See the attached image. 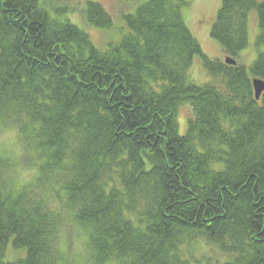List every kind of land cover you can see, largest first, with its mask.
Returning a JSON list of instances; mask_svg holds the SVG:
<instances>
[{"label": "trees", "instance_id": "16d2710c", "mask_svg": "<svg viewBox=\"0 0 264 264\" xmlns=\"http://www.w3.org/2000/svg\"><path fill=\"white\" fill-rule=\"evenodd\" d=\"M68 2L0 0V129L19 144L0 155V264H202L182 252L195 236L224 264H264V51L238 62L253 11L264 47V0H221L223 61L203 54L189 0L140 4L104 51ZM85 21L114 26L92 1ZM198 58L213 79L201 86ZM10 247L26 257L5 261Z\"/></svg>", "mask_w": 264, "mask_h": 264}, {"label": "rangeland", "instance_id": "374dc122", "mask_svg": "<svg viewBox=\"0 0 264 264\" xmlns=\"http://www.w3.org/2000/svg\"><path fill=\"white\" fill-rule=\"evenodd\" d=\"M92 1L101 4L112 16L114 26L107 30H98L89 27L85 21L86 2ZM148 0H69V7L73 10L69 15L71 22L86 32L94 45L101 51L106 50L107 45L112 42L118 29L125 25L124 16L132 14L134 10L142 3ZM191 2V9L188 13V26L194 34L195 38L199 41L203 54L210 60H221L223 56L221 47L210 36L212 25L215 21L216 14L220 8L221 0H189ZM57 5L64 4L65 0H56ZM258 15L255 11L250 13L249 16V48L242 52L239 57V63L249 68L257 58L258 53L264 51V47L259 49L255 48V41L258 36ZM191 79L199 86L210 83L213 81L211 76L203 68L201 60L198 58L192 70L190 71ZM191 115L190 106H183L179 112L178 125L179 134L183 136L186 133V122ZM19 149L17 134L13 130L0 129V155H13ZM22 180L27 178V173L20 171ZM71 231L67 230V235L61 241L63 250H68L74 255L83 249V241H77L76 234H70ZM186 243V244H185ZM182 252L199 260L202 264H224L226 257L219 252L216 248L208 245L204 240L195 236L190 237L185 242ZM24 251H14L11 247L8 249L5 256V261L14 262L24 258Z\"/></svg>", "mask_w": 264, "mask_h": 264}, {"label": "water", "instance_id": "95a60500", "mask_svg": "<svg viewBox=\"0 0 264 264\" xmlns=\"http://www.w3.org/2000/svg\"><path fill=\"white\" fill-rule=\"evenodd\" d=\"M226 65L229 66H236L237 63L229 58L226 59ZM253 89L255 93V99L256 101H259L261 99V96L264 93V81L260 79H254L253 80Z\"/></svg>", "mask_w": 264, "mask_h": 264}, {"label": "bare ground", "instance_id": "6f19581e", "mask_svg": "<svg viewBox=\"0 0 264 264\" xmlns=\"http://www.w3.org/2000/svg\"><path fill=\"white\" fill-rule=\"evenodd\" d=\"M231 60H233V59H231ZM233 61H235V60H233ZM235 62L237 63V65H236V66H238V65H239V63H238L239 61H238V62H237V61H235ZM236 66H233V67H236ZM23 255H24L23 257H26V253H23ZM111 264H114V263H111Z\"/></svg>", "mask_w": 264, "mask_h": 264}]
</instances>
